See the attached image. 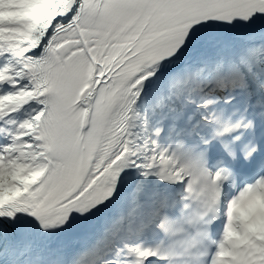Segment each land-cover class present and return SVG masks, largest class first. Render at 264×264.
I'll use <instances>...</instances> for the list:
<instances>
[{"label": "snow or ice", "instance_id": "6c2138e0", "mask_svg": "<svg viewBox=\"0 0 264 264\" xmlns=\"http://www.w3.org/2000/svg\"><path fill=\"white\" fill-rule=\"evenodd\" d=\"M0 264H264V0H0Z\"/></svg>", "mask_w": 264, "mask_h": 264}]
</instances>
